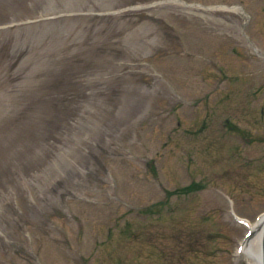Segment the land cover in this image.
Masks as SVG:
<instances>
[{
    "label": "rangeland",
    "instance_id": "rangeland-1",
    "mask_svg": "<svg viewBox=\"0 0 264 264\" xmlns=\"http://www.w3.org/2000/svg\"><path fill=\"white\" fill-rule=\"evenodd\" d=\"M232 212L264 214V0H0V264H249Z\"/></svg>",
    "mask_w": 264,
    "mask_h": 264
},
{
    "label": "bare ground",
    "instance_id": "bare-ground-1",
    "mask_svg": "<svg viewBox=\"0 0 264 264\" xmlns=\"http://www.w3.org/2000/svg\"><path fill=\"white\" fill-rule=\"evenodd\" d=\"M227 9V7H224ZM231 10H242V8L233 7ZM264 227V215L255 227L257 232L256 235L244 243L243 253L241 257H245L249 264H262L264 253L262 250V235Z\"/></svg>",
    "mask_w": 264,
    "mask_h": 264
},
{
    "label": "water",
    "instance_id": "water-1",
    "mask_svg": "<svg viewBox=\"0 0 264 264\" xmlns=\"http://www.w3.org/2000/svg\"><path fill=\"white\" fill-rule=\"evenodd\" d=\"M263 252H264V236H263ZM263 264H264V261H263Z\"/></svg>",
    "mask_w": 264,
    "mask_h": 264
}]
</instances>
